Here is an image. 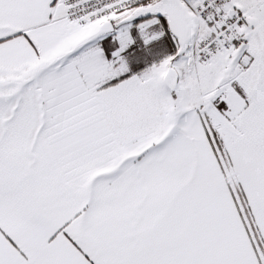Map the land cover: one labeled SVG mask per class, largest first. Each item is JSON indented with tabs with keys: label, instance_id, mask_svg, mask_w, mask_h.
Returning <instances> with one entry per match:
<instances>
[{
	"label": "snow or ice",
	"instance_id": "6c2138e0",
	"mask_svg": "<svg viewBox=\"0 0 264 264\" xmlns=\"http://www.w3.org/2000/svg\"><path fill=\"white\" fill-rule=\"evenodd\" d=\"M0 264H264V0H0Z\"/></svg>",
	"mask_w": 264,
	"mask_h": 264
}]
</instances>
